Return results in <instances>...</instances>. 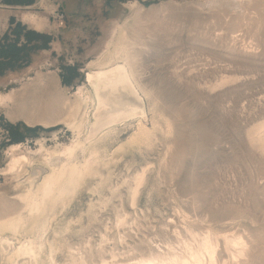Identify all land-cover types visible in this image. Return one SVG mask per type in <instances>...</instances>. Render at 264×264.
Returning <instances> with one entry per match:
<instances>
[{"label":"rangeland","instance_id":"1","mask_svg":"<svg viewBox=\"0 0 264 264\" xmlns=\"http://www.w3.org/2000/svg\"><path fill=\"white\" fill-rule=\"evenodd\" d=\"M198 1L213 0H0V53L14 46L12 60L0 59L3 98L35 90L36 100L47 102L61 89L72 102L87 65L105 52L118 26L127 22L141 44L137 67L151 90L143 95L150 135L85 178L54 224L70 222L54 236L57 247L86 241L93 252L116 247L127 253L119 262L132 264L178 261L189 248L206 254L210 243L219 264H264V0L224 12ZM55 109L44 114L50 122L64 117ZM13 111V102L0 104V187L11 199L19 180L3 171L12 145L37 152L38 141L52 150L73 140L65 124L46 128L12 119ZM134 132V125L121 126L104 145L114 151ZM144 168L148 181L135 210L128 185ZM120 197L139 225L129 219L131 228L119 227ZM236 242L244 243L245 258L235 259ZM53 256L57 264L70 260L64 248Z\"/></svg>","mask_w":264,"mask_h":264},{"label":"bare ground","instance_id":"2","mask_svg":"<svg viewBox=\"0 0 264 264\" xmlns=\"http://www.w3.org/2000/svg\"><path fill=\"white\" fill-rule=\"evenodd\" d=\"M247 1L213 0L194 3L200 8L224 12L242 10ZM135 6L137 4H132L131 8ZM137 9L141 11V8ZM27 20L30 24L42 27L32 18ZM244 20L241 18L240 21ZM126 24L118 26L116 36L108 43L105 52L89 62L84 83L77 88L72 102L62 94L61 89L51 95L47 102L36 100L35 90L22 92L19 99L13 95L6 98L0 96L1 105L7 106L10 102L15 105V111L9 114L12 119H21L30 124L36 122L46 128L56 122L62 123L68 127L73 138L68 144L52 150L45 146V141H38L40 148L33 153L24 149L22 144L10 147L8 166L3 172L19 181L14 186V199L3 193V187H0V264H57L53 255L58 248L69 251L70 260L64 264L131 263L119 262L127 253H117L116 247L110 250L102 247L93 252L87 248L88 241L83 247L74 248L65 245L61 247V244L57 247L54 239V236H63L66 232L70 223L68 219L59 222L56 227L54 224L71 205L85 178L97 173L99 165L116 164L128 153L130 146L139 144L150 135L145 126L148 116L143 95L149 96L151 90L142 84L143 72L137 67L136 50L141 44L128 34ZM56 107L65 110L64 117L50 122L44 114L53 113ZM132 125L135 132L127 144L114 151L104 145L116 129ZM24 175L25 179L21 181ZM146 176L144 168L128 185V204L135 210L148 181ZM117 190L119 184L110 186L111 193ZM108 201L110 195L106 196L103 203ZM119 201L124 208L117 214L119 227L125 230L131 228V222L139 225L138 214L135 218L125 210V199L120 197ZM25 210L28 212L26 216L23 215ZM106 228L111 231L115 226ZM108 237L115 241L114 237ZM234 245L239 248L235 259L245 258L247 254L244 253V243L236 242ZM205 249L207 255L189 248L178 261L151 258L147 261L139 259L132 264H219L215 247L207 243Z\"/></svg>","mask_w":264,"mask_h":264},{"label":"trees","instance_id":"3","mask_svg":"<svg viewBox=\"0 0 264 264\" xmlns=\"http://www.w3.org/2000/svg\"><path fill=\"white\" fill-rule=\"evenodd\" d=\"M36 36L37 37H41L40 35H38V34H36ZM5 48H7L6 50L5 49H2V51H1V53H0V59H2V60H12L13 58L12 57H10L9 56V52H8V50H10V49H13L14 48V46H5ZM21 48H17V50H20ZM4 51H6V52H4ZM2 52H4L3 54H2ZM2 54V55H1Z\"/></svg>","mask_w":264,"mask_h":264}]
</instances>
